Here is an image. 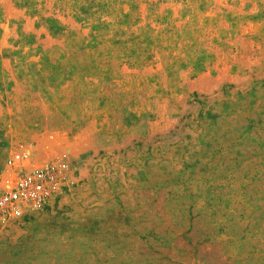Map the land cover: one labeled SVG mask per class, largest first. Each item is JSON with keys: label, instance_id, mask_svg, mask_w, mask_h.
Masks as SVG:
<instances>
[{"label": "rangeland", "instance_id": "1", "mask_svg": "<svg viewBox=\"0 0 264 264\" xmlns=\"http://www.w3.org/2000/svg\"><path fill=\"white\" fill-rule=\"evenodd\" d=\"M20 169L0 264H264V0H0Z\"/></svg>", "mask_w": 264, "mask_h": 264}, {"label": "built area", "instance_id": "2", "mask_svg": "<svg viewBox=\"0 0 264 264\" xmlns=\"http://www.w3.org/2000/svg\"><path fill=\"white\" fill-rule=\"evenodd\" d=\"M26 156V154H17L8 159L7 163L13 166L24 160ZM20 170L21 174L11 184L8 180L5 188L0 191V213L20 216L26 208H38L45 201L47 173L38 170Z\"/></svg>", "mask_w": 264, "mask_h": 264}]
</instances>
